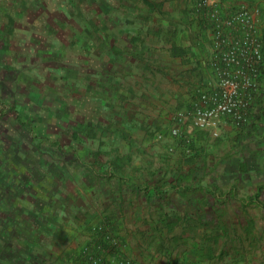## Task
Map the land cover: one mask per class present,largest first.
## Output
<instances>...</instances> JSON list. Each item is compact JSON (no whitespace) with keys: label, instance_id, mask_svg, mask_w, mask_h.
Listing matches in <instances>:
<instances>
[{"label":"crops","instance_id":"crops-1","mask_svg":"<svg viewBox=\"0 0 264 264\" xmlns=\"http://www.w3.org/2000/svg\"><path fill=\"white\" fill-rule=\"evenodd\" d=\"M137 1L124 0L129 16L122 30L112 33L107 60H99L108 71L107 79L98 83L116 94L122 111L115 117L122 115L120 120L125 123H119L117 131L114 126L106 130L108 135L123 136L126 147L122 150L112 145L107 149L123 152L122 160L113 154L114 159L95 157L90 161L84 157L92 147L82 149L81 192L76 198V215L82 219L80 231L87 235L92 226L107 221L108 228L124 242L121 252L132 264H260L259 257L251 263L242 257L245 242H241L239 231L247 223L242 211L256 202L264 188V177L259 176L261 166L241 161L246 170L243 177L235 174L242 171L239 168L232 173L233 180L227 179L228 175L217 178L226 170L229 173L227 165L225 171L215 172L228 145L225 141L213 144L215 148L201 145L205 137H212L211 131L198 127L190 113L201 92L215 80L211 19L199 12V0H139V13L132 8ZM243 2L259 10L256 21L264 42V0H217L216 5L228 14L227 10ZM262 67L264 70V64ZM261 82L251 119L255 136L264 129V73ZM177 127L181 137L173 135ZM235 127L227 121L220 133L232 138ZM94 132L93 128L89 135ZM153 136L158 143L149 141ZM170 136L174 144L161 143L170 141ZM188 136L196 149L191 153L184 145ZM251 136L254 138V134ZM240 146L239 154L254 153L255 148L251 150L245 142ZM166 150L172 155L165 156ZM217 153L223 154L217 157H221L219 165L210 159ZM243 182L252 185L247 188ZM228 214L241 217L226 221ZM231 247L239 251L228 252ZM119 255L106 256L101 264H121ZM47 259L43 263L51 264L53 258ZM60 260L65 264L81 261L77 255Z\"/></svg>","mask_w":264,"mask_h":264},{"label":"rangeland","instance_id":"rangeland-1","mask_svg":"<svg viewBox=\"0 0 264 264\" xmlns=\"http://www.w3.org/2000/svg\"><path fill=\"white\" fill-rule=\"evenodd\" d=\"M198 6L207 17L208 10ZM240 6L251 12L258 27L259 10L250 3ZM140 7L138 0L132 8L139 13ZM128 11L124 0H0V264H44L47 258H53L51 264H65L60 259L76 255L82 264H101L106 256L118 257L124 247L107 221L92 226L87 235L80 231L76 198L84 158L114 159L116 154L115 159H123V152L107 151L112 145L123 150V136L108 135L106 130L114 126L117 131L119 123L125 124L122 115L115 117L121 106L116 94L98 82L107 79L108 71L99 60H107L112 33L122 30ZM250 123L236 126L232 138L210 133L211 138L201 141L211 148L220 141L228 145L215 172L225 171L227 165L229 173L226 170L217 178L234 179L232 173L239 168L242 171L235 174L243 177L246 170L241 161L245 160L249 166L258 162L259 176L264 177V129L255 136ZM93 128L94 134L89 135ZM154 138L149 141L158 143ZM170 139L161 143L174 144ZM192 140L189 136L184 140L188 153L196 151ZM242 142L255 148L254 153L239 154ZM84 146L93 151L82 159ZM221 154L211 156V163L219 165ZM247 206L241 214L247 223L239 231L245 242L242 257L247 263L259 257L264 264V188ZM240 217L228 214L225 219ZM121 253L118 261L132 264Z\"/></svg>","mask_w":264,"mask_h":264},{"label":"built area","instance_id":"built-area-1","mask_svg":"<svg viewBox=\"0 0 264 264\" xmlns=\"http://www.w3.org/2000/svg\"><path fill=\"white\" fill-rule=\"evenodd\" d=\"M216 2H199L208 10L213 26L215 80L201 92L190 113L198 127L219 135L227 121L238 127L251 122L262 85L264 42L246 7H237L227 14ZM173 133L179 134L180 128L173 129Z\"/></svg>","mask_w":264,"mask_h":264},{"label":"trees","instance_id":"trees-1","mask_svg":"<svg viewBox=\"0 0 264 264\" xmlns=\"http://www.w3.org/2000/svg\"><path fill=\"white\" fill-rule=\"evenodd\" d=\"M262 69H263V67H262ZM264 73V70H262V73H261V77H262V74Z\"/></svg>","mask_w":264,"mask_h":264}]
</instances>
